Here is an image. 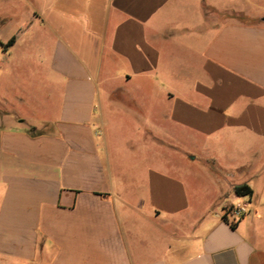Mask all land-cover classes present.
<instances>
[{"label":"crops","instance_id":"obj_1","mask_svg":"<svg viewBox=\"0 0 264 264\" xmlns=\"http://www.w3.org/2000/svg\"><path fill=\"white\" fill-rule=\"evenodd\" d=\"M41 1L47 100L0 112V264H264L260 0ZM175 143L203 200L147 162Z\"/></svg>","mask_w":264,"mask_h":264},{"label":"rangeland","instance_id":"obj_2","mask_svg":"<svg viewBox=\"0 0 264 264\" xmlns=\"http://www.w3.org/2000/svg\"><path fill=\"white\" fill-rule=\"evenodd\" d=\"M35 0H0V112L11 115L17 113L32 121L36 120L38 110L47 100L43 94L48 87L44 82V29L43 17L33 10ZM43 7L75 8L74 2L57 0L41 1ZM52 2V3H51ZM264 5V0H260ZM38 7V0L36 4ZM14 42L9 46V42ZM25 93V95H24ZM29 95V96H28ZM32 98V99H31ZM164 144L159 147L162 160L148 158L149 164L162 161L163 169L187 186L191 195L205 198L210 186H205L207 174L201 161L188 163L185 153H192L194 147L186 144L175 147ZM121 148L132 151L129 144L122 143ZM135 185L134 176L132 186ZM229 207L222 210V214Z\"/></svg>","mask_w":264,"mask_h":264},{"label":"built area","instance_id":"obj_3","mask_svg":"<svg viewBox=\"0 0 264 264\" xmlns=\"http://www.w3.org/2000/svg\"><path fill=\"white\" fill-rule=\"evenodd\" d=\"M249 212V202H243L237 205H233L228 208L223 214V217L226 221L231 220V224H235L237 220L242 218Z\"/></svg>","mask_w":264,"mask_h":264},{"label":"trees","instance_id":"obj_4","mask_svg":"<svg viewBox=\"0 0 264 264\" xmlns=\"http://www.w3.org/2000/svg\"><path fill=\"white\" fill-rule=\"evenodd\" d=\"M13 42H14V39H12L9 42V46H11ZM234 192L237 196L244 197V196H251L253 191L250 188V186H248L247 184H243V185L236 186L234 188ZM232 227H235V224H232Z\"/></svg>","mask_w":264,"mask_h":264}]
</instances>
